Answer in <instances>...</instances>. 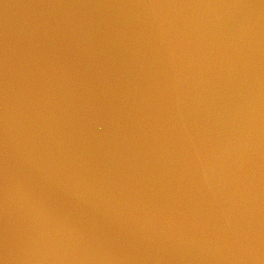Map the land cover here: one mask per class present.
Listing matches in <instances>:
<instances>
[{
    "label": "water",
    "instance_id": "obj_1",
    "mask_svg": "<svg viewBox=\"0 0 264 264\" xmlns=\"http://www.w3.org/2000/svg\"><path fill=\"white\" fill-rule=\"evenodd\" d=\"M0 264H264V0H0Z\"/></svg>",
    "mask_w": 264,
    "mask_h": 264
}]
</instances>
